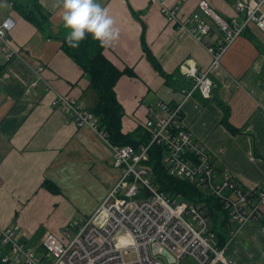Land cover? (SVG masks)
<instances>
[{"label": "crops", "instance_id": "0c3cea01", "mask_svg": "<svg viewBox=\"0 0 264 264\" xmlns=\"http://www.w3.org/2000/svg\"><path fill=\"white\" fill-rule=\"evenodd\" d=\"M199 1L163 3L177 6L184 17L198 11L210 27L204 40L216 45L222 34L199 10ZM207 1L221 16L237 23L244 20L237 0ZM39 2L49 14L45 32L14 10L9 0H0V21H13L7 35L20 55L6 61L0 50V227L18 226L16 237L41 253L45 235L53 231L62 237L66 230L60 226L76 220L77 214L81 219L92 214L120 173L112 163L110 145L91 128L77 127L53 104L57 93L88 107L94 100L88 78L61 48L59 38L69 31L62 20V0ZM98 2L119 30L118 38L105 45V56L136 74L122 75L114 87L124 109L122 131L141 126L159 100L182 102L183 125L212 154L217 170L227 171L246 188L264 187V53L258 47H264V32L249 24L213 66L206 44L189 31L193 21L181 27L168 22L154 0ZM143 26L145 42L168 77L160 75L143 52ZM188 63L199 71L210 68V98L185 77ZM38 66L43 67V79L31 86ZM224 106L232 128L222 122ZM45 179L56 183L60 193L42 187ZM261 210L259 220L236 226L227 255L237 264H264V200ZM3 253L0 248V257Z\"/></svg>", "mask_w": 264, "mask_h": 264}, {"label": "built area", "instance_id": "2783aa9c", "mask_svg": "<svg viewBox=\"0 0 264 264\" xmlns=\"http://www.w3.org/2000/svg\"><path fill=\"white\" fill-rule=\"evenodd\" d=\"M161 12L170 23L184 26L193 21L189 31L198 42L206 44L212 53V65L219 63L225 48L248 27L255 25L264 32V0H237L236 8L245 14L237 23L215 12L207 0H200L198 8L211 18L222 36L216 45L207 44L205 36L210 27L198 11L191 16H180L177 6H166ZM14 26L11 19L0 21V50L6 61L20 56L7 32ZM183 73L193 81L204 98L212 95L209 69L199 71L186 64ZM42 66L33 70L35 80L43 79ZM188 95V94H186ZM53 104L69 116L77 127H89L105 140L112 150V163L119 170V178L96 210L86 218L74 219L75 235L70 238L66 230L63 237L48 232L42 243V252L28 248L16 237L18 226L0 227V247L4 248L1 261L6 264H163L152 252L157 243L166 249L175 261L186 256L199 264H237L227 255L228 243L218 247L209 221L200 205L169 197L156 190L148 180L149 170L142 164L153 143L165 148L163 163L169 174L187 180L206 194L217 196L229 210L231 220L241 226L261 218L264 187L246 188L227 171L219 172L212 154L196 140L183 125L182 102L159 100L141 127L149 134V141L137 152L130 145H115L108 141L107 133L98 126L96 116L69 94L57 93ZM236 228L232 232V237ZM69 237V239L67 238ZM6 250V251H5ZM134 253V260L124 255Z\"/></svg>", "mask_w": 264, "mask_h": 264}, {"label": "trees", "instance_id": "16d2710c", "mask_svg": "<svg viewBox=\"0 0 264 264\" xmlns=\"http://www.w3.org/2000/svg\"><path fill=\"white\" fill-rule=\"evenodd\" d=\"M9 2L12 8L27 21L43 32L47 30L49 14L44 11L39 0H9ZM65 37L66 35L59 38L62 50L81 67L83 74L89 80V89L93 94L94 102L90 107H85L96 116L98 126L107 133L111 144L130 145L138 152L141 146L148 143L149 134L141 126L131 132L122 131L124 109L114 89L122 75L136 76L135 72L130 67L120 69L114 65L104 54L105 45H101L90 33L86 34L85 39L75 48L68 45ZM141 42L143 52L153 68L160 75L168 77L145 42L144 26L141 32ZM258 47L264 53V47ZM262 73H264V67ZM224 110L222 122L232 128L228 122L227 106H224ZM164 153L165 148L159 143H153L147 150V159L143 160L142 164L149 170L150 183L156 190L166 193L171 198L200 205L208 218L209 229L214 233L215 244L222 247L228 243V251L233 242L232 232L236 228L229 210L224 207L219 197L206 194L187 180L169 174L162 160ZM42 187L52 193H60L58 185L51 180L45 179ZM0 248L3 252L4 248ZM0 264H6L1 261V257Z\"/></svg>", "mask_w": 264, "mask_h": 264}, {"label": "clouds", "instance_id": "9594fccd", "mask_svg": "<svg viewBox=\"0 0 264 264\" xmlns=\"http://www.w3.org/2000/svg\"><path fill=\"white\" fill-rule=\"evenodd\" d=\"M62 7L63 24L69 29L65 37L69 46L78 47L89 33L101 45L118 38L113 18L98 0H62Z\"/></svg>", "mask_w": 264, "mask_h": 264}, {"label": "rangeland", "instance_id": "374dc122", "mask_svg": "<svg viewBox=\"0 0 264 264\" xmlns=\"http://www.w3.org/2000/svg\"><path fill=\"white\" fill-rule=\"evenodd\" d=\"M148 180H149V177H148ZM76 219L77 218H79V215L77 214L76 216ZM83 218V217H82ZM73 221V220H72ZM72 221H71V223L70 224H67V225H63V226H60L61 228V230H67L68 231V233H69V237L70 238H72L74 235H75V229H74V227L71 225L72 224ZM60 230V231H61ZM50 232H53V231H50ZM53 233H55V232H53ZM56 235H57V233H55ZM58 236V235H57ZM59 237V236H58ZM62 237H63V235H62ZM62 237H60V238H62ZM69 237H67L68 239H69ZM136 258V255L134 254V253H130V254H126V255H124V259L126 260V261H130V260H134ZM163 264H199L197 261H195L192 257H190V256H186V257H184V258H182V259H179V260H177V261H175V262H172V263H170V262H168L167 260H166V258L164 257V256H162V255H158V257H157Z\"/></svg>", "mask_w": 264, "mask_h": 264}, {"label": "water", "instance_id": "95a60500", "mask_svg": "<svg viewBox=\"0 0 264 264\" xmlns=\"http://www.w3.org/2000/svg\"><path fill=\"white\" fill-rule=\"evenodd\" d=\"M152 252L164 256L166 260L170 263L175 262L174 257L166 249L162 248L157 243H154L152 245Z\"/></svg>", "mask_w": 264, "mask_h": 264}]
</instances>
